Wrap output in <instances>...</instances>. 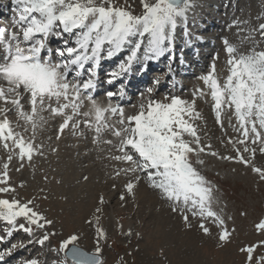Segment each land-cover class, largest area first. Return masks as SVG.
I'll return each instance as SVG.
<instances>
[{
    "label": "snow or ice",
    "instance_id": "1",
    "mask_svg": "<svg viewBox=\"0 0 264 264\" xmlns=\"http://www.w3.org/2000/svg\"><path fill=\"white\" fill-rule=\"evenodd\" d=\"M10 3L13 15L0 24V264H11L16 253L30 248L37 253L17 264H49L52 253L51 264H109L114 235L128 247L111 264H136L144 233L122 223V217L111 230L106 227L103 220L112 202L103 192L86 204L83 228L65 234L55 230L57 221L44 207L52 198L49 185L63 187L65 177L52 168V175L43 172L34 185L15 178L31 169L35 180L36 160L59 159L60 145L69 138L77 142V161L83 156L102 166L121 208L131 202L139 210L143 188L156 198L150 214L166 208L185 234L195 232L213 247L227 249L238 233L237 214L229 208L220 172L210 175L208 169L212 160L240 165L258 190L264 187V162L257 161L264 158V7L252 15L255 0L225 4L231 9L226 28L235 30L239 46L222 38L224 69L218 68L216 53L197 77L203 86L195 87L189 99L159 90L172 80L174 64L187 62L178 40L187 48L204 40L194 28L203 0H138L139 13L137 0ZM118 56L114 67L104 68V61ZM163 57L168 58L166 71L126 110L121 101L129 94L130 78ZM102 84L111 87L101 97L97 89ZM198 100L210 103L221 132L218 146ZM91 179L85 169L75 183ZM59 198L71 201L68 193ZM237 213L243 219L250 214L244 207ZM252 226L260 238L240 246L238 253L242 264H264V212ZM21 233L23 238H17ZM85 238L92 242L90 249L82 246ZM160 255L167 261L163 246Z\"/></svg>",
    "mask_w": 264,
    "mask_h": 264
},
{
    "label": "rangeland",
    "instance_id": "2",
    "mask_svg": "<svg viewBox=\"0 0 264 264\" xmlns=\"http://www.w3.org/2000/svg\"><path fill=\"white\" fill-rule=\"evenodd\" d=\"M209 1H212L210 3V8H212L213 0H203L204 5L206 4V2ZM223 2H227L228 4L229 1H218V4L221 3L223 5ZM225 4L223 6L224 8H226ZM222 5H220V7ZM262 7H264V5L260 4V0H255V3L252 8V15H255V13ZM213 10L218 9L215 8ZM136 11L137 13H139L140 11V8L138 7V0ZM220 12L223 14L226 13V16L222 18L223 22L225 23L224 26H221V28L224 29L226 24L230 20L231 9L229 7V9L218 11V13ZM210 14L212 17H214V19L210 20V23H215V20L217 18L216 13ZM237 15H240V13H237ZM209 26H206V29ZM223 29L222 34L227 36L230 41L232 39L233 43L239 46V39L233 34L235 30L230 32L228 29L226 31H223ZM217 32L218 31H212L210 32V34L215 35ZM215 41L218 42L219 40L216 39ZM262 46L264 47V45ZM221 53L223 55V52ZM224 57L225 55L222 56V58ZM224 62V59H221V61L219 60L218 67L220 69H223L225 67ZM198 109L204 115L203 109L199 107ZM204 120L207 122L206 127L209 131L210 136L212 137L213 144H216L218 146L217 138L221 136L220 129L218 128V126L217 128L215 126L212 127V120H209L207 118L205 119V116ZM199 123L203 125L204 121H200ZM229 134H232L231 130H229ZM76 143L77 142L72 138H69L65 142L61 143L60 157L63 156H61V154L65 155L67 150H72L71 152L74 153L75 156L77 150ZM88 146L92 147L91 144H89ZM82 150H84L83 143H81L80 147L81 152H83ZM62 159H64V163L69 161L67 157H62ZM89 161L90 160L85 158H80V161H77L75 159L74 171H76L77 169L79 170L81 167H83V165H87ZM257 161L258 163L264 162V158L258 156ZM46 163L52 164L54 165V167ZM61 163L62 160L57 159L56 156H53V158L52 156H50L48 161L37 159V171L35 180H33L31 169H26L23 173V176L18 175L15 178H26L31 181L34 185L40 181V178L43 175V172L41 171L48 172L50 175H52L53 173L51 169L56 167L57 172L63 175L66 180L65 173L59 170V166L61 167ZM232 168H236L237 172L233 173ZM208 171L210 175H215L217 171L220 172V181L223 185L222 190L226 191L229 197V208L234 214H237L236 227L238 228V233L233 243L230 244L228 248L223 251L213 247L210 241L201 238L200 235L195 232L191 234H185L182 230V226L180 224L179 219L172 218L168 214L166 208L162 209L159 213L150 214L152 204L156 199L154 196L147 194V197L142 201L139 210H137L136 206L131 202L125 207L121 208L118 203V193L113 192L110 187L107 190H103L104 194H107L110 191L109 193L115 196L111 205L106 209V215L109 218L103 220L105 226L111 230L114 221L122 217V223H124L125 225H132L134 228L144 233L145 239L140 244V252L134 257L136 264H224V262H227V264H242L243 258L238 253V248L245 243L255 241L260 238L253 231L252 221L257 216H259L261 212H264V187L258 190L257 185L253 182L252 175L249 173L247 176H245L243 174L245 170L240 165L230 164L224 161L212 160L210 161V167ZM73 178L75 180V177ZM73 185H75V183H73ZM49 188L52 190V198L49 202L45 203L44 207L50 209V217H54L57 221L55 230L58 232L62 231L67 234L69 232H72L74 229H82L83 216H81L82 214L80 212L81 210H83V205H85L86 201L92 200V198L95 196L93 194L95 191H87L86 189L81 188H77L78 191H73L74 189L68 187V185H64L63 187L49 185ZM29 190H31V188ZM141 191H144V189L142 188ZM62 192L68 193L71 197V201L73 199L74 202H69L65 204L59 198V194ZM75 198H78V200L75 201ZM77 205L80 208L79 211L77 209ZM156 207L159 208L160 205L157 204ZM241 207L247 208L249 210L250 214L247 219H243L238 216L237 210ZM79 213L81 218L77 217ZM19 236H23L22 233L19 234ZM113 240H115V243L113 244V251L108 253L109 264H111V261L116 256V253H120L122 255L123 251L128 247L125 242H122L120 239H117L115 235L113 236ZM56 242V239H54L53 246H55ZM110 243H112V241H110ZM82 246L86 249H90L92 246L91 240L88 238L83 239ZM161 246H163L167 251V261H165L160 255ZM35 249L30 248L28 250L20 252V254L24 257H30L31 255H35L37 253L38 249ZM46 255L47 249L45 248L43 250V253L40 255V258L43 260L45 259ZM55 255V253L47 255V258L49 259V264H51V260L55 258Z\"/></svg>",
    "mask_w": 264,
    "mask_h": 264
},
{
    "label": "bare ground",
    "instance_id": "3",
    "mask_svg": "<svg viewBox=\"0 0 264 264\" xmlns=\"http://www.w3.org/2000/svg\"><path fill=\"white\" fill-rule=\"evenodd\" d=\"M218 1L221 2L222 0H213V4H212V6H213L212 8L213 9L218 8V7H220V5H222L221 3L218 4ZM223 1H225V0H223ZM211 2L212 1L206 2V4L204 5V9H203L202 12H200L198 10V23L203 24V21L208 20L207 22H205V26H209V25L211 26V23H214V22H211L210 23V20L211 19H214V17H212L210 13H212V12L215 11L212 8H210V6H211L210 3ZM261 47H263V46L261 45ZM206 49L207 48L202 47L201 54H200L201 56H202V54L204 53V51ZM218 63H219V61H218ZM225 74H226V72H225ZM202 101L203 100H198L197 106L199 108H202L203 109V111H204V115L203 116H205V119L207 118L209 120H212L211 126L212 127L215 126L217 128V125L214 122V114L211 112L210 103H204ZM71 151L67 150V152L65 153V155L64 154H61V156L63 155L62 156L63 158L64 157H67L69 159L68 162L64 163L63 162L64 159H62V157H59V159L62 160L61 167L59 166V170H61L66 175V183H65V185H68V187L74 189L73 191H78L77 188L86 189L87 191H90V190L95 191L93 193L94 195H96L97 192H103V190H107L110 187V183L111 182L106 180V178L103 175V172L100 170L102 166L99 165V164H97L96 166H93L91 164V161H89L87 163V165H83V167H81L79 170L77 169L76 171H74V160H75V156H74V153H72ZM52 158H53V156H52ZM80 158H84V157L81 156ZM51 162H52V160H51ZM49 163H46V164H49ZM49 165H52V164H49ZM52 166L54 167V165H52ZM43 169H44V167H43ZM85 169H87V174H89L91 176V178H92L91 179V182L88 183V184L77 185L75 183V180H74L73 177H78L79 174H80V172L82 170H85ZM41 172H44V171H41ZM73 183H75V185H73ZM109 192L107 194H105V197H106V199H110L111 202H112L114 200V197L115 196L113 194L109 193ZM146 197H147V194L144 191H141L139 198L143 201ZM77 200H78V198H75V201H77ZM92 200H93V198H92ZM92 200H87L86 203H85V205H83V210H81V212H80L82 214L81 216H84L86 214V211H87L86 204L88 206H90L91 203H92ZM70 202H74L73 199ZM75 203H78V202H75ZM77 209H78V211L80 210V208H79L78 205H77ZM80 213L77 216L78 218H81Z\"/></svg>",
    "mask_w": 264,
    "mask_h": 264
}]
</instances>
